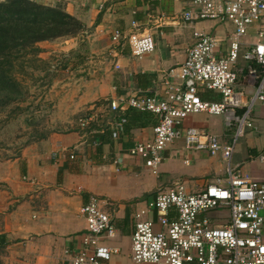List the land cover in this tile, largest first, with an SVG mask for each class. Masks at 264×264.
I'll return each mask as SVG.
<instances>
[{
  "label": "crops",
  "instance_id": "crops-1",
  "mask_svg": "<svg viewBox=\"0 0 264 264\" xmlns=\"http://www.w3.org/2000/svg\"><path fill=\"white\" fill-rule=\"evenodd\" d=\"M59 1L82 24L83 30L76 36L87 40L86 54L93 58L88 63L89 78L78 93L75 111H95L99 117H108L111 100L122 101L134 93L161 99L166 82L180 84V67L195 43L194 31L203 30L217 37L220 43L216 53L220 55L225 53L235 30L230 22L201 20L184 24L185 13L197 12L194 0ZM134 22L138 23L139 32L152 33L155 43L154 50L141 59L131 55L125 39L133 31ZM117 31L125 37L119 44L112 41ZM251 42L241 39L242 49ZM75 47L72 45L68 51L77 52L79 61L81 49L74 51ZM239 64L244 71L241 76H245L247 64ZM239 81L251 89L248 79ZM201 97L220 99L213 92L202 93ZM145 115L125 128L118 141L112 139L108 128L95 126L88 134L80 133V139L71 147L59 142L54 145L50 139L29 146L33 156L27 161L32 172L27 177H14L18 181L28 178L34 189L8 211L4 224L0 221V264H70L88 234L80 209L93 196L105 200V211L113 216L115 237L104 242L116 251L110 264H133L131 235L139 221L136 215L148 207L156 193L174 183L198 191L226 178L222 155L212 157L206 151L187 150L184 138L164 150L158 176L151 175L142 159L128 154L135 144L153 139L157 120L150 113ZM253 119L256 129H246L238 138L232 164L242 166L264 183V161L259 159L264 155V103L255 106ZM190 127L217 135L221 144L231 142L235 132L234 126L225 125L223 117L204 113L182 120L183 132ZM210 216L216 214L212 212Z\"/></svg>",
  "mask_w": 264,
  "mask_h": 264
},
{
  "label": "built area",
  "instance_id": "built-area-1",
  "mask_svg": "<svg viewBox=\"0 0 264 264\" xmlns=\"http://www.w3.org/2000/svg\"><path fill=\"white\" fill-rule=\"evenodd\" d=\"M193 4L197 12L185 13L184 24L202 20L234 25L225 53H216L217 37L194 31L195 43L180 67V84L166 82L161 99L134 93L122 101L111 100L104 119L112 139L118 141L125 131L128 109L156 117L153 139L135 144L128 152L142 159L153 176H158L164 150L181 138L187 150L222 155L227 174L198 191L174 183L156 193L136 215L139 221L131 235V260L133 264H264V183L232 164L236 141L246 129H256L253 110L264 103V0H194ZM132 27L126 38L115 32L112 41L119 44L125 38L131 55L141 59L154 50L153 34L139 32L137 22ZM241 39L252 42L243 50ZM241 61L247 64L245 76H241ZM241 78L248 79L250 90ZM206 92L220 99H202ZM202 113L221 116L228 128L234 126L232 141L221 144L217 135L194 127L183 132L182 120ZM94 118L89 115L79 123L88 128ZM259 159L264 161V155ZM107 205L93 196L81 207L88 234L70 264L111 263L116 251L104 242L115 237L116 229L113 216L105 211ZM212 212L216 216H210ZM144 216L148 218L143 220Z\"/></svg>",
  "mask_w": 264,
  "mask_h": 264
},
{
  "label": "rangeland",
  "instance_id": "rangeland-1",
  "mask_svg": "<svg viewBox=\"0 0 264 264\" xmlns=\"http://www.w3.org/2000/svg\"><path fill=\"white\" fill-rule=\"evenodd\" d=\"M44 1L53 7L65 8L63 1ZM86 41L84 37L70 36L41 45L39 53L27 58L29 62L24 72L17 73L23 87L22 96L0 108V221L3 224L8 211L34 189L28 178L18 181L14 177L17 174L14 165L33 156L26 147L31 135L50 136L72 131L88 134L93 124L107 128L104 117H99L95 111L77 113L74 108L78 93L83 91L89 78L88 63L93 59L91 54H86ZM72 45H76L74 51L81 49L79 61L75 57L77 52L68 51ZM89 115L95 118L85 129L79 119Z\"/></svg>",
  "mask_w": 264,
  "mask_h": 264
},
{
  "label": "trees",
  "instance_id": "trees-1",
  "mask_svg": "<svg viewBox=\"0 0 264 264\" xmlns=\"http://www.w3.org/2000/svg\"><path fill=\"white\" fill-rule=\"evenodd\" d=\"M82 30V24L75 17L62 8L46 4L44 0L0 2V108L22 96L23 87L17 73L24 72L29 56L39 53L40 46L49 41L74 37ZM145 114L135 109L126 113L125 128L140 121ZM94 129L93 124L88 132ZM80 133L72 131L66 135L53 133L50 136L34 134L26 147L28 149L31 144L46 139H50L54 145L59 142L71 147L80 139ZM15 171L18 177H27L32 172L31 163L18 162Z\"/></svg>",
  "mask_w": 264,
  "mask_h": 264
}]
</instances>
